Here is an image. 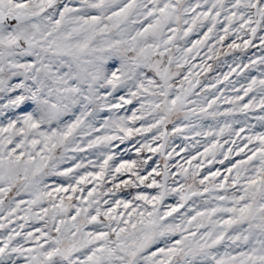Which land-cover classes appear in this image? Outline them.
Here are the masks:
<instances>
[{"label": "snow or ice", "instance_id": "6c2138e0", "mask_svg": "<svg viewBox=\"0 0 264 264\" xmlns=\"http://www.w3.org/2000/svg\"><path fill=\"white\" fill-rule=\"evenodd\" d=\"M0 264H264V0H0Z\"/></svg>", "mask_w": 264, "mask_h": 264}]
</instances>
